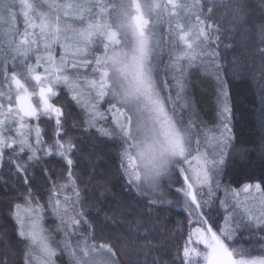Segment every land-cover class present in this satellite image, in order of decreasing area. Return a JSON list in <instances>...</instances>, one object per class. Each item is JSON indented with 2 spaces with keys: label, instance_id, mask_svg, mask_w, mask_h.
Listing matches in <instances>:
<instances>
[{
  "label": "snow or ice",
  "instance_id": "6c2138e0",
  "mask_svg": "<svg viewBox=\"0 0 264 264\" xmlns=\"http://www.w3.org/2000/svg\"><path fill=\"white\" fill-rule=\"evenodd\" d=\"M257 8L264 20V0H0V192L22 245L15 249L0 230V264H10L9 250L19 264H56L57 257L123 264L129 249L135 264H264V179L239 188L221 179L229 149L247 159L249 148L233 143L217 63L222 37L247 44L255 32L264 45V23H251ZM258 51L264 58V47ZM193 66L219 82L214 128L190 102L186 71ZM230 67L238 74V65ZM257 86L264 128V66ZM83 138L91 142L87 156ZM112 149L108 167L138 209L113 193L108 173H97ZM111 199L118 202L103 206ZM174 203L183 207L187 232L165 258L153 217ZM123 208L137 212L123 217L125 235L134 238L113 244L98 236L108 213ZM47 213L60 239L44 226Z\"/></svg>",
  "mask_w": 264,
  "mask_h": 264
},
{
  "label": "trees",
  "instance_id": "16d2710c",
  "mask_svg": "<svg viewBox=\"0 0 264 264\" xmlns=\"http://www.w3.org/2000/svg\"><path fill=\"white\" fill-rule=\"evenodd\" d=\"M254 2L257 5L259 4V0H254ZM251 23L254 26L264 23V20L261 19L259 8L255 9V15ZM224 27H228L227 23H224ZM222 40L223 42L219 45L217 51L222 61L223 80L231 108L233 143L236 144L237 149L241 146L249 148L247 159H241L235 153H232L231 148L229 149L230 155L226 159L225 174L222 176V182L231 187H235L234 185L238 187L244 183L264 179V159H261L260 156V149L262 144H264L261 139L264 137V128L261 127L260 110L262 105L257 86L261 68L264 66V58L261 57L258 49L264 47V45L259 43L255 32L247 44L240 43L238 36L232 39H224L222 37ZM225 45H230V47H225ZM231 65L239 66L238 74H232ZM195 70L189 79L190 102L200 119L204 122H212L211 113L213 108H216L218 85L213 78L201 75L199 68H195ZM62 97L67 99L63 93ZM42 127L46 126L42 124ZM74 134L83 137V133L77 132ZM79 142L83 146L85 156H87L91 142L87 138H83ZM104 151H108V149H104ZM115 154L116 150L112 149L111 155L104 157L97 173L98 175L100 172L108 173V178L112 181L113 193L120 197V201H127L132 208L138 209L140 201L134 198V194L131 196L129 193L125 194L122 192L121 181L115 176V170L108 167ZM85 163H87V160H85ZM54 164L55 161L48 166L52 167ZM35 184L41 191L47 188L39 170L36 171ZM45 200L46 196L41 200V203H44ZM117 202L115 199H111L104 202L103 206L107 207V205ZM91 203L93 205L97 204L95 200ZM173 206H166L164 210L156 212L153 217V219L160 221L159 230L154 236V242L163 245L160 255L165 258L174 252L177 242L183 244L184 236L181 233L187 232L185 214L176 209L175 204ZM132 208H123L120 212H109L108 220L99 226L97 235L109 238L113 244H119L122 241L134 238L135 233L125 235L127 233V220L123 219L125 211H127L129 217L137 215V212L132 211ZM8 213V204L5 202L3 193L0 192V230H6L8 233L7 243L14 246L15 249H19L22 245L17 243L14 221L8 216ZM44 219L52 220L54 223L56 221L55 217L50 213H47ZM101 220H104L103 216ZM3 247V243H0V249H3ZM129 252V256L122 257L123 264H135L136 256L132 249H129ZM9 258L10 264L12 260L19 264V255L11 250H9ZM65 259L57 257L56 264H65Z\"/></svg>",
  "mask_w": 264,
  "mask_h": 264
},
{
  "label": "rangeland",
  "instance_id": "374dc122",
  "mask_svg": "<svg viewBox=\"0 0 264 264\" xmlns=\"http://www.w3.org/2000/svg\"><path fill=\"white\" fill-rule=\"evenodd\" d=\"M59 2L60 3H71V2H75V0H59ZM167 28V25L165 24V25H162V26H160V28H159V31H161V32H164V30ZM165 35H167L166 33H165ZM168 47H167V43L165 44V49H164V53H163V60H164V64H167L168 63ZM217 63L219 64V66H220V76H221V78L223 79V73H222V61H221V58H220V56H218V60H217ZM195 68H199L200 69V74L202 75H204V76H207V77H211V78H213L214 80H216V83H217V98H216V100H217V103H216V108H213V111H212V113H211V119L213 120L212 122H206L205 121V123L209 126V128H214V127H216L219 123H220V118H219V112H220V109H221V107H222V103H223V98L220 96V85H219V82H218V80H217V77H216V75L214 74V73H212V72H208V71H205L204 70V68H202V67H198V66H193L192 68H189V69H187V71H186V79L189 81V79H190V77H191V75L192 74H194L193 73V71H196L195 70ZM161 75L163 76L164 75V72H161ZM168 79H171V75H169L168 77H167ZM225 87H226V85H225ZM227 90V89H226ZM174 94V93H173ZM228 104H229V102H228ZM229 107H230V105H229ZM232 120V119H231ZM231 128H232V130H233V127H232V122H231ZM229 153H230V151H229ZM226 159H228V157H226ZM227 162V161H226ZM221 179H222V177H221ZM179 180H180V182L182 183L183 182V177L181 176V177H179ZM180 186V184H176V185H174L173 186V188H175V187H179ZM235 187H233V188H239L240 186H236V185H234ZM242 186V185H241ZM129 195H131V196H133V193H129ZM219 195H223V191L221 190V192L219 193ZM175 204V203H174ZM173 204V205H174ZM173 205H171V206H173ZM174 207V206H173ZM175 207H176V209H178V210H180L181 212H183L184 213V210H183V207H182V205H180V204H175ZM222 211V210H221ZM185 214V213H184ZM186 215V214H185ZM179 218V217H178ZM57 223V221H55V223H54V221H52V220H49V219H44V226L46 227V228H48V229H52L53 230V232H52V235L56 238V239H60V237H59V235L54 231V229H55V224ZM243 236L245 237V239H244V241H243V243L245 244V245H247L248 244V240H247V237L249 236V233H243ZM64 262H65V260H64Z\"/></svg>",
  "mask_w": 264,
  "mask_h": 264
}]
</instances>
